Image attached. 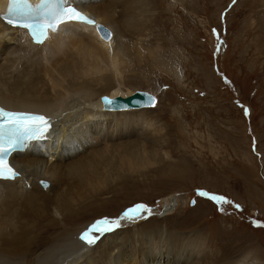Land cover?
<instances>
[{"label": "rangeland", "instance_id": "obj_1", "mask_svg": "<svg viewBox=\"0 0 264 264\" xmlns=\"http://www.w3.org/2000/svg\"><path fill=\"white\" fill-rule=\"evenodd\" d=\"M150 6L151 21H141L140 36L130 41L133 59L121 87L154 95L135 130L162 160L140 156L135 169L115 158L127 183L115 181L95 197L88 218H114L142 203L150 213L122 220L124 230L162 216L178 231L204 233L205 261L225 251L264 264V0ZM198 190L232 203L219 205Z\"/></svg>", "mask_w": 264, "mask_h": 264}, {"label": "bare ground", "instance_id": "obj_2", "mask_svg": "<svg viewBox=\"0 0 264 264\" xmlns=\"http://www.w3.org/2000/svg\"><path fill=\"white\" fill-rule=\"evenodd\" d=\"M74 1L110 29L109 39L95 25L71 23L72 37L57 36L39 49L16 47L14 31L0 22V104L49 113L58 125L56 135L50 130L55 154L47 147L39 158L32 144L13 158L19 175L0 180V264H255L225 251L205 261L204 233L178 231L162 216L120 226L93 245L78 239L96 221L87 215L92 200L127 181L115 158L128 159L135 169L140 156L144 163L162 158L137 140L139 113L147 108L105 110L100 100L101 94H131L121 87L122 72L133 59L130 41L140 36L141 21L151 19V0Z\"/></svg>", "mask_w": 264, "mask_h": 264}, {"label": "snow or ice", "instance_id": "obj_3", "mask_svg": "<svg viewBox=\"0 0 264 264\" xmlns=\"http://www.w3.org/2000/svg\"><path fill=\"white\" fill-rule=\"evenodd\" d=\"M235 3V0H232ZM9 12H15L19 17L16 20H8L9 24L27 29L33 38V42L43 44L47 39L48 31H57L61 24L84 23L95 25L101 32L102 38H110L111 33L103 25L96 24L82 11L74 6L72 0H38L33 5L29 0H8ZM215 32V30L213 29ZM107 33V35H104ZM154 105L155 98H151ZM106 105L115 103L104 97ZM245 114H248L245 110ZM51 120L40 113L26 110H6L0 107V180H14L19 173L9 163V156L17 148L28 141L38 140L46 137ZM42 183H44L42 181ZM200 196H205L219 205L230 204L222 195L209 194L206 191H199ZM239 209V204L234 205ZM223 211V208L220 209ZM150 209L142 203L127 208L119 216L114 218L103 217L97 219L88 228L79 233L78 239L87 245L95 244L99 236L111 232L121 226L122 220L134 221L141 218Z\"/></svg>", "mask_w": 264, "mask_h": 264}, {"label": "water", "instance_id": "obj_4", "mask_svg": "<svg viewBox=\"0 0 264 264\" xmlns=\"http://www.w3.org/2000/svg\"><path fill=\"white\" fill-rule=\"evenodd\" d=\"M97 24L102 25L101 23H97ZM104 28L107 29L111 33V31L107 27L104 26ZM96 31L102 38V34L100 31L97 30V28H96ZM104 35H107V33H105ZM102 39L107 40L109 38H102ZM104 97H107L109 100L115 101V103L106 105L104 102ZM153 97L154 95H152L150 92L146 90L137 89V90H134L131 94L124 96V97H120V96L108 97L107 95H101L100 100L102 102V107L105 110L142 109V108L153 107L155 105L156 99H155L154 105L151 101V98ZM42 181L44 183H42ZM40 184L42 185L43 188L49 187L48 181L44 179L40 180Z\"/></svg>", "mask_w": 264, "mask_h": 264}]
</instances>
